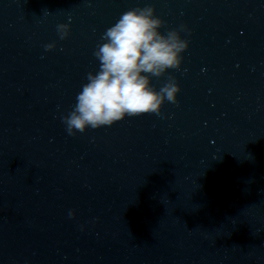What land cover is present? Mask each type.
I'll return each mask as SVG.
<instances>
[{"label":"water","instance_id":"water-1","mask_svg":"<svg viewBox=\"0 0 264 264\" xmlns=\"http://www.w3.org/2000/svg\"><path fill=\"white\" fill-rule=\"evenodd\" d=\"M146 5L187 28L150 80L178 103L70 136L103 33ZM0 264H264V0H0Z\"/></svg>","mask_w":264,"mask_h":264},{"label":"clouds","instance_id":"clouds-1","mask_svg":"<svg viewBox=\"0 0 264 264\" xmlns=\"http://www.w3.org/2000/svg\"><path fill=\"white\" fill-rule=\"evenodd\" d=\"M164 25L151 5L124 12L107 28L93 55L99 69L89 72L72 110L61 119L70 136L84 133L88 128L111 126L127 117L144 114L161 116V107L167 101L178 103L180 87L172 76L156 91L151 77H162L169 69L179 70L189 41L182 37L185 25L162 33ZM61 40L70 35V24L57 25ZM55 43L45 45L50 51ZM70 217L75 211L69 212Z\"/></svg>","mask_w":264,"mask_h":264}]
</instances>
